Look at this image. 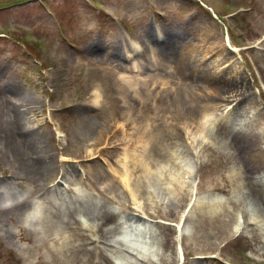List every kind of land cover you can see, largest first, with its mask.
Masks as SVG:
<instances>
[{"label": "rangeland", "instance_id": "rangeland-1", "mask_svg": "<svg viewBox=\"0 0 264 264\" xmlns=\"http://www.w3.org/2000/svg\"><path fill=\"white\" fill-rule=\"evenodd\" d=\"M24 1L0 0V264L101 263L79 251V242L39 245V236L67 232L55 220L33 227L22 215L64 181L86 191L95 215L102 208L113 214L103 226L107 237L115 224L141 218L129 239L154 251L139 255L146 264H264V217L257 186L248 184L256 180L264 190V0H39L4 10ZM147 27L154 41L143 37ZM167 40L170 56L160 49ZM199 65L232 86L233 101L200 114L190 101L179 108L178 83L198 98L214 94ZM144 82L151 97L134 92ZM21 102L32 107L21 125L30 138L39 134L33 148L1 134ZM234 104L242 121L230 146L218 123ZM32 119L33 129L25 122ZM123 124L124 137L115 130ZM97 126L106 131L100 143ZM40 164L55 173L41 179ZM126 169L139 211L120 182ZM126 256L111 255V264Z\"/></svg>", "mask_w": 264, "mask_h": 264}, {"label": "bare ground", "instance_id": "bare-ground-1", "mask_svg": "<svg viewBox=\"0 0 264 264\" xmlns=\"http://www.w3.org/2000/svg\"><path fill=\"white\" fill-rule=\"evenodd\" d=\"M143 37L144 38L148 37V41H152V40L154 41L151 29L148 27L143 30ZM117 44L120 47H122L121 40H118ZM160 49L163 50L166 55L170 56L173 50V43L170 40H167L162 46H160ZM117 53H121V51H117ZM140 63H141L140 61H137L134 64H140ZM197 68L199 69L201 68V70H205V75L209 79L213 80L215 84L214 94L211 96L212 97L211 99L206 95L205 96L203 95V97L198 98L193 93L190 92L191 88L190 86H188V84H186L185 82L178 83L177 87H175L172 90V95H173V100L179 105L180 109H182L185 106V104L190 101L188 109L196 112L197 114H200L202 111L208 108L216 107L217 101H233L231 99L232 97H234L231 94L232 86L229 83L222 81L217 76H214L213 74L215 73L212 74L210 72L211 69L210 66L202 67L201 65H199L197 66ZM123 69H127V68L124 67ZM144 70L150 71L151 66L146 65ZM147 77L152 78L153 75L148 74ZM133 86L137 87V89L134 91L136 94L137 92H141L138 93V95H141L143 97H151L153 95L152 89L148 86V82L142 83L141 86H137L134 83ZM235 86H237V84H235ZM240 86L242 90L245 91L246 86L244 85L243 82L240 83ZM93 104L96 105V99H94ZM230 104L232 103H229L228 106H230ZM236 105L237 104H234V106H232L226 112V115L224 117L221 116V119L219 120L218 123V126L221 129V133L227 139L228 144L230 146L233 145L232 135L234 136L235 121H242L240 113L235 108ZM16 106L19 112L5 124V126L3 127V131H1L2 137L7 139L8 142L14 141L21 148L22 146H30L33 148L32 140L35 141L36 139L35 137L39 134L34 133V137L30 138L29 136L25 135V133L30 131L23 130V126H22L23 125L22 121L26 119L27 112L32 107L22 102L16 103ZM21 107L24 109L23 110L20 109ZM219 111L220 113H224L223 110H219ZM21 116L24 117V120ZM25 122L28 128L33 129V127L35 126V122L33 119L32 121H25ZM247 126L248 123H243L240 129L243 130V128ZM115 128H116L115 129L116 132L120 133L123 137L126 135L125 134V130L127 129L126 124H123L121 126H116ZM92 134L93 137L95 138L94 139L95 143L103 142L106 139V131L103 130L102 126L95 127L92 130ZM28 139L31 141H29ZM192 141L198 142L197 138L196 139L193 138ZM0 144L3 145L4 142L1 140ZM142 148L143 149L145 148L144 143L142 145ZM125 157L124 159H126ZM137 159L138 157L134 158L135 160L134 165H136ZM31 160L33 161L34 165H36L35 162H38L36 159L31 158ZM61 161L62 162L66 161L64 156H61ZM40 165L37 166L39 169L37 176H39L41 179L43 176L50 177L51 174L55 173V171L50 170V168L44 167L42 164ZM130 174H131L130 171L126 169L124 173L120 175L121 178L120 182L124 187H126L125 188L126 191H128V193L130 194L131 199L133 200V205L137 207L135 208V210L139 211L141 210V207L138 206L137 198L134 195V191L132 188H130V185L128 183L129 181L126 180L129 179ZM64 183L67 184L66 181H64ZM248 184L251 186H257L259 192V200H260L259 201L260 208L258 214L260 217H264V190L257 185L256 180L255 183H251L249 181ZM67 185L69 186V184ZM53 189L55 190V192L48 191L47 189H45V191L41 192L42 194L38 195L37 197L38 203L36 204V207L33 208L32 210L29 209L30 210L29 212L28 211L22 212L25 221L33 227L44 228V224H43L44 222L49 223L55 220L59 223V226L57 228L62 229L65 233L67 232L66 235H63V233L59 230L51 234V237L49 239H44L43 237L39 236L36 239L39 245L47 244L48 246L53 247L56 244L57 248L59 249L63 247H70L73 243L79 242L80 245L78 247V250L85 253H89L93 255L95 258H98L99 261L101 262L100 264L103 263L111 264L112 262L111 255H117L118 257L122 258L123 253L127 254V256H131V258L129 259L123 258L124 264L147 263L146 260L140 258L139 255L140 256H144L146 254L152 255L154 251L147 253V250H145L142 252L141 248L138 247V245L135 244L133 240L129 239V236L135 230H138V225L141 222L140 221L141 218L139 216L136 215L132 216L129 220H127L128 222L126 221L123 222L122 224L117 223L111 228L112 234H116V233L118 234L121 230H125L124 231L125 236L121 235L122 237L120 238H114V236H112L111 238L112 235L111 234L109 237H107L106 235L107 232L103 229V226L106 224H112L113 214L111 212H108L107 210H104L102 208L100 213L98 215H95V212L89 208L90 206L88 205L86 199L88 194H86V191L84 190H79L80 192H78L76 191V189L71 187L62 189L60 182H58L55 186H53ZM50 193L57 194V196H59L58 201H52L49 198H47L46 195L51 196ZM63 194H66L68 196L67 199L66 197L65 198L63 197ZM71 197L77 198V202L75 204L73 203L72 201L73 198ZM191 197H193V190ZM61 217L63 218L65 217L67 221L63 222L61 220ZM79 217H83L85 222H82L79 219ZM96 222L98 224L94 225ZM28 240L32 241L31 239ZM121 246H126L127 249L121 248L120 250ZM37 261H39V258H37Z\"/></svg>", "mask_w": 264, "mask_h": 264}]
</instances>
